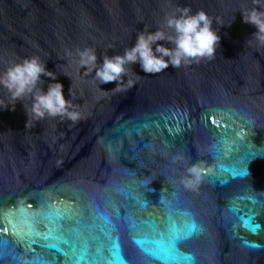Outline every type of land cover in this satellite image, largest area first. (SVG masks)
<instances>
[{"label": "water", "instance_id": "obj_1", "mask_svg": "<svg viewBox=\"0 0 264 264\" xmlns=\"http://www.w3.org/2000/svg\"><path fill=\"white\" fill-rule=\"evenodd\" d=\"M177 6L213 18L221 37L213 60L155 75L133 64L124 85L134 86L121 90L81 68L77 49H95L102 63V54H122L138 33L162 28ZM252 7L253 0H0V74L38 56L56 75L41 77L42 90L61 83L80 114L28 117L31 99L13 111L0 85V227L9 229L0 231V264H66L42 247L49 230L86 246L89 259H110L118 240L127 264H158L135 241L155 235L151 221L163 230L168 218L181 230L196 226L177 245L190 258L180 264H264V229L253 233L238 218L264 225V46L242 15ZM197 162L202 181L186 188L180 181Z\"/></svg>", "mask_w": 264, "mask_h": 264}, {"label": "clouds", "instance_id": "obj_2", "mask_svg": "<svg viewBox=\"0 0 264 264\" xmlns=\"http://www.w3.org/2000/svg\"><path fill=\"white\" fill-rule=\"evenodd\" d=\"M253 4L254 7L242 12L243 22L255 26L257 31L252 37L260 46H264V4L260 0H253ZM213 23V18L203 10L193 12L191 7L177 6L172 15L165 16L162 28L154 32L138 33L134 46L126 48L122 54L109 56L104 53L102 63H98L93 48L77 49L76 55L79 57L81 68L86 69L87 73L95 71V79L100 85L115 82L116 90L131 88L134 82L128 80L125 86L124 79L133 71V64L138 63L144 73L155 75L163 72L169 65L179 68L205 59L213 60L221 41ZM165 29H170L172 34ZM166 44L173 47H167ZM42 76L56 80V75L47 70L46 63L38 56L13 63L0 74V85L8 90L13 101L11 110H15L16 101L30 98V109L23 105L28 117L37 120L45 117L78 120L80 114L71 110L73 103L71 99L65 98L63 85L58 82L49 83L45 92L42 90ZM69 92L71 95L70 90ZM6 109H9V106L4 104L3 110ZM203 172L201 162L191 164L186 168V175L180 183L186 188L195 189L202 181Z\"/></svg>", "mask_w": 264, "mask_h": 264}, {"label": "snow or ice", "instance_id": "obj_3", "mask_svg": "<svg viewBox=\"0 0 264 264\" xmlns=\"http://www.w3.org/2000/svg\"><path fill=\"white\" fill-rule=\"evenodd\" d=\"M238 218L240 219L241 225L246 230L253 233L264 229V225L256 223L252 216L240 215ZM151 223L154 229H157L155 235L151 238L144 237L135 241V243L141 247L142 251L151 256L153 261L158 262V264H180L181 259H190L179 252L177 245L181 240L186 239L196 230L194 223L189 225L186 230H181L171 218H168V223L163 230H158V226L155 224L154 220L151 221ZM8 230L6 226L0 227V231L2 232H7ZM37 235L41 234L37 233ZM41 238L46 241L42 247L54 249L56 252L62 254L66 258V264H127L121 254L118 240L112 244L111 258L104 260L103 258L89 259L86 246L84 249L78 250L75 244H71L61 236L54 235L52 230H49L47 234L41 235ZM50 240L68 244L69 251H65L61 248L59 243L47 242ZM0 243H6V241H0ZM39 264H50V262L40 261ZM51 264H55V262H51Z\"/></svg>", "mask_w": 264, "mask_h": 264}]
</instances>
